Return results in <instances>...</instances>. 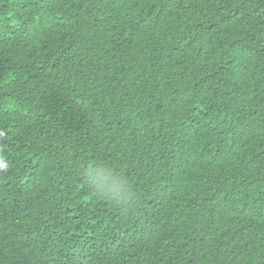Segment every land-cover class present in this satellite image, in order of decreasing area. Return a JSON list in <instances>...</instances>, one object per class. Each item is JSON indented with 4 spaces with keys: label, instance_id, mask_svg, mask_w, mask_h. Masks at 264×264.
Returning a JSON list of instances; mask_svg holds the SVG:
<instances>
[{
    "label": "trees",
    "instance_id": "16d2710c",
    "mask_svg": "<svg viewBox=\"0 0 264 264\" xmlns=\"http://www.w3.org/2000/svg\"><path fill=\"white\" fill-rule=\"evenodd\" d=\"M0 264H264V0H0Z\"/></svg>",
    "mask_w": 264,
    "mask_h": 264
}]
</instances>
